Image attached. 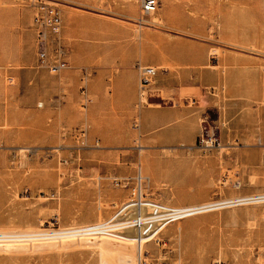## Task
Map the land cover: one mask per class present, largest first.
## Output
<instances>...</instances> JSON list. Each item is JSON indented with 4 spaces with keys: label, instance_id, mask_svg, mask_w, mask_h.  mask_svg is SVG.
Returning a JSON list of instances; mask_svg holds the SVG:
<instances>
[{
    "label": "rangeland",
    "instance_id": "obj_1",
    "mask_svg": "<svg viewBox=\"0 0 264 264\" xmlns=\"http://www.w3.org/2000/svg\"><path fill=\"white\" fill-rule=\"evenodd\" d=\"M34 2L0 0V233L63 232L117 216L123 222L134 215L122 208L141 171L147 200L169 207L264 194V141L254 131L244 146L250 133L232 126L239 112L227 110L223 123L211 125L226 150H199L201 127L194 141L159 144L158 135L176 127L191 136L202 116L189 100L164 125L155 117L176 109L173 100L160 90L164 100L143 104L139 75L137 87L129 80L138 64L159 65L168 72L154 87L186 89L191 62H206L204 72L246 55L264 62V0H160L154 27L139 24L138 0H63L69 68L57 76L37 63ZM255 106L263 109L264 101ZM59 238L0 240V264L108 259L83 240L89 237ZM159 239L148 242L145 264H264V202L179 220Z\"/></svg>",
    "mask_w": 264,
    "mask_h": 264
},
{
    "label": "crops",
    "instance_id": "obj_2",
    "mask_svg": "<svg viewBox=\"0 0 264 264\" xmlns=\"http://www.w3.org/2000/svg\"><path fill=\"white\" fill-rule=\"evenodd\" d=\"M247 58H233L229 62L213 66L215 70L200 71L199 68L206 66V62L199 65L198 63L188 64L192 68L193 84L186 89L176 88L169 89L165 85L156 86V80L159 76L168 72L162 66H155L161 69L157 76L155 83L151 88V93L154 97L152 99H162L165 97L160 90L165 91L167 96L170 97L176 109L172 108L165 111L160 116H156L157 121L162 124H169L176 122L179 118V111H182V106L185 101H192L191 110L201 114V121L199 116L191 124V136L186 135V131L179 129H169L158 135V143L164 145H176L180 143H188L194 141V135L203 130L205 122L208 127L211 125L221 124L225 117L227 110L231 114L239 115L235 117L232 126H235L236 131L244 135V131L250 133L249 136H244V146L249 148L255 136L254 131L259 132L261 143L264 141V107L261 110H256L255 104L264 101V62L258 60L251 55H246ZM129 80L137 87L138 74L133 71ZM207 81L210 82L207 84ZM218 84V86H216ZM157 91V92H153ZM217 111L218 118L212 119L210 112ZM232 116V115H230ZM223 123V122H222ZM181 125H178L180 127ZM222 129V126H219ZM224 127H227L224 121ZM222 131V130H221Z\"/></svg>",
    "mask_w": 264,
    "mask_h": 264
},
{
    "label": "built area",
    "instance_id": "obj_3",
    "mask_svg": "<svg viewBox=\"0 0 264 264\" xmlns=\"http://www.w3.org/2000/svg\"><path fill=\"white\" fill-rule=\"evenodd\" d=\"M34 23L37 28V63L42 69L49 71L52 75H61L68 70L69 65L63 51V39L61 29L63 26V9L65 3L63 0H36L34 2ZM140 11L142 17H149L154 14L160 4V0H140ZM139 75V98L140 102L147 104L154 97L151 93L154 80L160 73V68L153 66L137 65ZM86 103H90L89 96L83 95ZM211 126H205L198 138L197 148L203 152L222 151L227 148L222 144L220 138L211 131ZM117 183H119L117 181ZM145 181L139 175L132 189V198L123 206L122 213H129L131 210L145 208L144 213L134 211V215L125 218L122 225L123 229L106 231L112 223H97L85 228L82 232L88 236H100L104 232L110 234H119L127 228L140 230V236H151L155 238L167 225L173 223L179 215V212L173 208L147 200L144 194ZM201 212L189 211L185 218L199 215ZM182 220V219H181ZM161 243V241H158ZM143 241L140 240V245ZM141 247V246H140ZM146 254H140L139 264H145ZM214 264H223L217 260Z\"/></svg>",
    "mask_w": 264,
    "mask_h": 264
},
{
    "label": "bare ground",
    "instance_id": "obj_4",
    "mask_svg": "<svg viewBox=\"0 0 264 264\" xmlns=\"http://www.w3.org/2000/svg\"><path fill=\"white\" fill-rule=\"evenodd\" d=\"M140 3V0H138ZM152 20H147L145 18L147 17H142L139 20V24L142 26H150L151 27L155 26L158 23V18L153 14ZM161 21V20H160ZM140 65V64H139ZM140 99V98H139ZM141 101V100H140ZM144 104V103H143ZM139 176V175H138ZM140 176L142 177L143 181H146L147 179L143 177L142 171L140 173ZM138 180V177L136 181ZM135 181V183H136ZM134 187V185H133ZM264 202V194L262 195H253V196H245V197H238V198H233V199H227V200H222V201H217V202H209V203H204V204H199V205H191V206H186V207H169L165 206L168 208H173L174 210L179 212V215L176 219H185L189 215V211H197L201 212L200 214L208 213L213 210L221 209V208H226V207H231V206H236L239 204H249V203H261ZM125 205V204H124ZM144 213L145 208H142L141 210L139 209H134V211ZM133 210L130 212L133 213ZM124 214V213H123ZM196 216V215H195ZM179 220L174 221L178 222ZM117 221V222H115ZM112 222L108 229L106 231L110 230H117V229H123L122 227H119L122 225L123 222H119L118 216L113 220L110 221ZM108 222V224L110 223ZM115 222V223H114ZM107 223V222H103ZM167 225L155 238H152L151 236H140V230L139 229H134V228H127L124 231L120 232L119 234H125L126 236H120L117 234H110L107 232H104L100 236H88L82 232H85V227H81L75 230H69V231H63V232H38V233H33L30 231H25V232H5V233H0V240L5 241H14L16 244L18 242H37L36 244H47L44 243L43 241L45 240H51V239H56L59 237L62 238H70V237H89L87 239H83L86 242H90L93 245L97 246L99 249L101 248L103 253L108 254V259H103L101 264H139L140 262V254L142 253H148L149 249L151 246L148 242L150 241H155L157 244H159L158 241H160L159 236L162 234V232L169 227L171 224ZM94 225V224H93ZM90 226V225H89ZM111 237L114 239H118L124 242L126 245L122 246H114L113 244L110 243L106 238ZM60 239V238H59ZM142 239L143 243L140 245V240ZM22 243V244H23ZM122 243V242H121ZM10 245L8 247H15L17 245ZM137 245V246H136ZM141 246V247H140ZM19 247V246H17ZM155 251V249H154ZM149 254V253H148ZM148 260V259H147ZM137 261V263H136Z\"/></svg>",
    "mask_w": 264,
    "mask_h": 264
}]
</instances>
